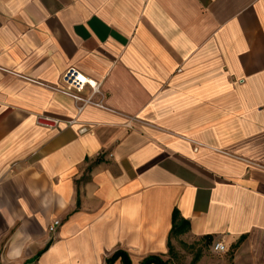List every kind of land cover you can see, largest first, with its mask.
Instances as JSON below:
<instances>
[{
	"label": "crops",
	"instance_id": "1",
	"mask_svg": "<svg viewBox=\"0 0 264 264\" xmlns=\"http://www.w3.org/2000/svg\"><path fill=\"white\" fill-rule=\"evenodd\" d=\"M117 250L264 264V0H0V264Z\"/></svg>",
	"mask_w": 264,
	"mask_h": 264
},
{
	"label": "built area",
	"instance_id": "2",
	"mask_svg": "<svg viewBox=\"0 0 264 264\" xmlns=\"http://www.w3.org/2000/svg\"><path fill=\"white\" fill-rule=\"evenodd\" d=\"M62 81L64 87L59 88V90L74 98L76 102L80 103V109L87 104L102 105V101H97L95 99L96 94H102L101 82L88 78L84 73L75 67H70L64 72ZM86 86H89L91 89V93L88 96L83 95V91ZM37 122L43 127L52 129L57 128L60 125L61 120L49 115H39ZM84 130L85 128L82 129V131ZM59 224L60 220H54L50 225V230L54 231ZM213 248L217 252L224 251L226 250V245L222 241H218L214 243Z\"/></svg>",
	"mask_w": 264,
	"mask_h": 264
},
{
	"label": "trees",
	"instance_id": "3",
	"mask_svg": "<svg viewBox=\"0 0 264 264\" xmlns=\"http://www.w3.org/2000/svg\"><path fill=\"white\" fill-rule=\"evenodd\" d=\"M177 214L178 212L176 210L174 214V218L177 217ZM119 258L122 260L123 264H132L129 254L124 250H117L113 255H111L107 259L106 264H113ZM142 264H172V263L168 260H164L162 257L158 255H151L146 257L143 260Z\"/></svg>",
	"mask_w": 264,
	"mask_h": 264
},
{
	"label": "snow or ice",
	"instance_id": "4",
	"mask_svg": "<svg viewBox=\"0 0 264 264\" xmlns=\"http://www.w3.org/2000/svg\"><path fill=\"white\" fill-rule=\"evenodd\" d=\"M81 79H83V78H81Z\"/></svg>",
	"mask_w": 264,
	"mask_h": 264
}]
</instances>
